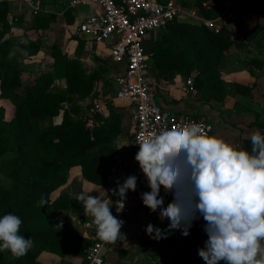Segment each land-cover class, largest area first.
<instances>
[{
	"label": "trees",
	"instance_id": "16d2710c",
	"mask_svg": "<svg viewBox=\"0 0 264 264\" xmlns=\"http://www.w3.org/2000/svg\"><path fill=\"white\" fill-rule=\"evenodd\" d=\"M190 1L195 2H184V5L202 7L209 18L222 13L216 8L205 7L203 0ZM233 8L264 14V0H234ZM232 22L241 42L234 41V33L227 27L215 32L206 26L175 20L164 29L165 37L169 36L164 42L151 43V62L154 61L165 74L177 73L186 79L198 70L194 79L198 96L219 95L226 91L220 69L226 52L234 47L245 48L264 37V22L251 27L238 14L234 15ZM0 26L3 28L1 42L11 29L8 2L5 0L0 1ZM21 41L5 40L0 44V96L10 100L15 109L14 117L7 121L4 119L5 109L0 107V177H5L0 183V217L8 213L19 216L22 220L20 234L31 238L34 246L20 259L11 258L8 251L0 252V264H41L38 259L43 252L60 257L69 253L84 255L91 240L69 230L65 221L56 217L59 211H72L77 215L84 211L78 196L63 189L75 167L81 168L87 181L101 187L110 186L117 154L114 140L121 132L122 117L105 96L97 98L99 102L106 103L111 118L96 114L101 125L92 130L86 127L87 116L81 102L92 94L94 83L103 79L105 84L114 87L115 74L102 77L107 70L105 62L94 72L86 74L77 63L66 61L59 44L48 50L40 44L29 43L33 50H27L30 54L50 51L49 55L55 59L54 71L41 72L32 84L24 86L21 81L24 66L19 54L12 53L13 46L25 44ZM247 65L262 66L253 59L247 61ZM60 78H66V88L59 86L57 81ZM235 87L238 93L251 97V88L241 84ZM93 98H96L95 94ZM61 114L62 122L55 124L54 119ZM254 127L264 135L263 124L255 122ZM251 147L250 139L242 140L243 150L251 152ZM41 197L47 201L43 208L38 203ZM147 212L157 223L158 210L153 213L147 208ZM205 227L202 247L208 239ZM182 231L179 234L163 232L167 238H156L152 244L174 256L173 264H198L195 225L189 228L188 236H184Z\"/></svg>",
	"mask_w": 264,
	"mask_h": 264
},
{
	"label": "crops",
	"instance_id": "0c3cea01",
	"mask_svg": "<svg viewBox=\"0 0 264 264\" xmlns=\"http://www.w3.org/2000/svg\"><path fill=\"white\" fill-rule=\"evenodd\" d=\"M5 1L8 2L11 29L8 30L0 44L5 40H11L12 42L27 41L23 46L12 47V53L19 54L22 66H24L21 72V81L24 86L32 84L39 76L40 72L34 73V67L40 71V67L50 66L51 68L47 72L54 71L52 65L55 59L49 55L50 51H48L49 53L40 51L35 55L30 54L28 51L31 52L32 49L28 46L29 43L40 44L48 50L59 44L66 61L77 63L80 70L86 74L94 72L103 62H105L107 70L102 74V77L118 75L122 72V64L116 62L110 56L108 43H98L92 33L79 31L84 22L101 15L102 10L99 5L76 4L73 6L71 4L72 0ZM215 1H218V3L227 2V0ZM191 7L193 6L186 7V9L190 10ZM232 12L231 10L227 19L224 18V12L215 18H209L203 8L200 7L199 18L187 15L178 20L195 26H205L204 21L216 19L222 24V27H227L233 31L234 41L237 42H241L242 39L237 35L236 26L232 22L235 14L240 15L251 27L264 22V14H253L241 9H234V12ZM2 30L3 28L0 26V32ZM167 37H165L164 29L152 33L147 37L146 46L150 50L152 42L159 41L162 43ZM251 59L259 61L262 66H248L247 61ZM220 69L223 73L222 77L224 74L226 75V79L223 80L233 84L229 91L222 90L224 92L219 94L228 95V100L224 104L207 102L204 98L198 96L194 82L198 70H195L189 78L193 81V90H191V86L188 85L189 79L177 73L168 72L165 74L152 61L150 77L155 85L156 102L172 113L190 114L196 118L211 121L215 127L214 136L234 145L237 149H242L243 139H250L254 131L260 132L258 127H254L255 122L264 125V37L258 40L257 43L253 42L245 48L234 47L226 52ZM57 82L60 87H67L66 78H60ZM113 84L114 87L107 85L103 79L96 81L92 94L81 102L83 112H86L85 115L88 116L95 103L99 102L97 96H105L109 99L114 111L122 117L121 132L114 140L117 154L114 157L112 166L111 184L108 187L95 185L83 177L80 167H75L70 171L67 186L63 189L64 192L74 196H79L81 193L97 196L102 201H108L110 207H112L115 196L113 189L116 188L117 183L133 176L130 161L135 138V130L131 121L133 107L126 101L113 99L116 91V85ZM236 84L251 88V97L247 98L238 93L235 87ZM94 94L96 98H93ZM2 101L6 106L11 107L13 112L15 111L10 100L2 99ZM102 116L105 119L111 118L110 110L106 106ZM62 120L63 115L61 114L54 119V123L60 124ZM97 125L100 126L101 124L98 122ZM159 196L164 199L163 208H167L174 200V194L172 192L166 194L162 187ZM56 217L61 221H65L69 230L86 237L83 225L85 220L91 218L90 215H86L84 211L82 215H77L72 211H59L56 213ZM196 218L194 241L197 246L198 264H205L198 255V250L204 248L201 246L202 231L206 221L199 213L196 214ZM154 221V216L147 212V208L143 203H135L131 215L127 217L126 224L121 229L122 236L114 244H108L107 246L105 264H173L174 256L166 254L157 246H154L152 243L156 238L149 236L146 229L149 224L159 228L162 233L179 234L181 229L168 230L170 221L167 219L161 220L160 209H158L157 223H154ZM82 258L83 256L70 253L65 257H60L49 252H43L38 260L41 264H80ZM220 264H223V262H220Z\"/></svg>",
	"mask_w": 264,
	"mask_h": 264
},
{
	"label": "clouds",
	"instance_id": "9594fccd",
	"mask_svg": "<svg viewBox=\"0 0 264 264\" xmlns=\"http://www.w3.org/2000/svg\"><path fill=\"white\" fill-rule=\"evenodd\" d=\"M250 141L251 152L237 149L193 121L151 133L138 144L135 161L151 190L142 194L143 205L153 213L160 209L161 220L170 221L168 230L182 229L184 236L196 214L202 215L208 239L198 255L205 264H264V135L254 131ZM136 186L134 175L117 183V212ZM161 187L174 194L167 208L162 207ZM78 200L93 218L98 240L114 244L122 236L124 221L112 214L109 202L85 193ZM38 203L43 208L47 201L41 197ZM21 224L15 214L0 217V252L8 251L13 259L34 246L31 238L20 234ZM146 232L167 238L151 224Z\"/></svg>",
	"mask_w": 264,
	"mask_h": 264
},
{
	"label": "built area",
	"instance_id": "2783aa9c",
	"mask_svg": "<svg viewBox=\"0 0 264 264\" xmlns=\"http://www.w3.org/2000/svg\"><path fill=\"white\" fill-rule=\"evenodd\" d=\"M71 4L73 6L76 4L100 6L101 15L84 22L79 31L92 33L98 43H108L110 56L123 66L122 72L114 78L116 91L113 99L126 101L133 107L131 121L135 130V138L130 165L133 175L137 178V186L134 192L126 193L125 207L120 212H117L116 208V202L120 198L115 195L111 212L117 219L123 220L125 225L134 204H142V194L150 190L139 164L135 161L140 141L151 133H159L164 129L170 130L193 121L204 125L210 136L215 134V127L211 121L195 118L190 114L172 113L156 102L155 85L150 77L151 53L146 46L149 35L166 29L173 21L187 15L199 18L200 7L194 5L187 10L182 3L175 0L166 3L159 0H72ZM204 6L210 7L207 4ZM204 25L215 32H219L222 28L216 19H208L204 21ZM188 85L193 90L191 79L188 80ZM105 105L106 103L96 102L90 110L86 117L88 129L92 130L97 126L98 120L95 115H102ZM92 221L91 217L85 220L83 225L86 237L92 243L85 250L80 264H105L106 249L109 243L98 240L96 226ZM196 221L197 218L193 219L191 225H194Z\"/></svg>",
	"mask_w": 264,
	"mask_h": 264
},
{
	"label": "rangeland",
	"instance_id": "374dc122",
	"mask_svg": "<svg viewBox=\"0 0 264 264\" xmlns=\"http://www.w3.org/2000/svg\"><path fill=\"white\" fill-rule=\"evenodd\" d=\"M161 1L165 2V1H168V0H161ZM175 1H177L179 3H182L183 6H185L184 2H188V1L190 3H194L195 2V1L193 2V1H190V0H186V1L185 0H175ZM202 2L206 3L210 7L216 8V9L221 10L222 12H224L223 14H224V18L225 19H227L230 16L229 14H230L231 10L234 12V8H233V5H232V0H227L226 3H223V2H219L218 3V1H215V0H203ZM207 11H210V10H207ZM219 24H220V26H222L221 23H219ZM49 68H51V67L49 66V67H44L43 68V66H42V67H40V71H38L37 68L34 67V69H35L34 73H39L40 72L39 74H41V72H47ZM223 79H226V75L225 74L223 75ZM223 79H222V81H224V85H225L224 87H226V91H229V89L233 86V84H231V83H229V82H227V81H225ZM214 95L206 94V95H204L203 98L207 102H212V103H216V104H219V103H221V104L223 103L224 104L226 102V100H228V95H223V96H220V95L214 96ZM2 99L3 98L0 96V107H3L5 109L4 119L9 121V120H11L13 118L14 112H13V109L11 107L6 106L4 104ZM3 179H5V177L1 176L0 177V183H3V181H4ZM66 186H67V183H66L65 187ZM170 193L171 192H168L166 194H170Z\"/></svg>",
	"mask_w": 264,
	"mask_h": 264
}]
</instances>
